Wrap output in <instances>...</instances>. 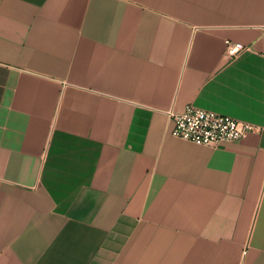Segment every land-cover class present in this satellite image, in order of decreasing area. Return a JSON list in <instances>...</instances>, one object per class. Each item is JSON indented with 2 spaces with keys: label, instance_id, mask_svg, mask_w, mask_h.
Wrapping results in <instances>:
<instances>
[{
  "label": "crops",
  "instance_id": "0c3cea01",
  "mask_svg": "<svg viewBox=\"0 0 264 264\" xmlns=\"http://www.w3.org/2000/svg\"><path fill=\"white\" fill-rule=\"evenodd\" d=\"M0 264H264V0H0Z\"/></svg>",
  "mask_w": 264,
  "mask_h": 264
},
{
  "label": "built area",
  "instance_id": "2783aa9c",
  "mask_svg": "<svg viewBox=\"0 0 264 264\" xmlns=\"http://www.w3.org/2000/svg\"><path fill=\"white\" fill-rule=\"evenodd\" d=\"M241 42L226 41V56L236 57L245 50ZM173 120L172 134L189 142L216 146L222 142H233L247 133L262 128L248 122L239 121L229 115L188 104L183 112H168Z\"/></svg>",
  "mask_w": 264,
  "mask_h": 264
}]
</instances>
